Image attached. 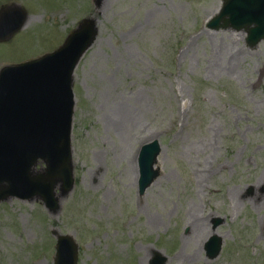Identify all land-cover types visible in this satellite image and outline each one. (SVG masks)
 Wrapping results in <instances>:
<instances>
[{"label": "rangeland", "instance_id": "obj_1", "mask_svg": "<svg viewBox=\"0 0 264 264\" xmlns=\"http://www.w3.org/2000/svg\"><path fill=\"white\" fill-rule=\"evenodd\" d=\"M223 0H0L28 19L0 66L59 47L83 18L98 35L75 69V187L49 211L0 202V264H54L60 235L78 264H264V40L206 27ZM207 21V22H206ZM159 171L139 192V152ZM42 166H37L40 171ZM224 239L210 260L213 220Z\"/></svg>", "mask_w": 264, "mask_h": 264}, {"label": "water", "instance_id": "obj_2", "mask_svg": "<svg viewBox=\"0 0 264 264\" xmlns=\"http://www.w3.org/2000/svg\"><path fill=\"white\" fill-rule=\"evenodd\" d=\"M0 12V34L19 31L26 21L15 23L9 12ZM94 18L83 20L56 51L35 60L5 67L0 73V201L40 198L49 211L59 208L61 196L75 185L72 129L75 110L73 74L84 53L98 35ZM209 28L244 29L251 48L264 39V0H223ZM6 39L1 36L0 40ZM161 153L158 140L143 146L139 155V190L143 194L157 177ZM45 163L40 171L36 166ZM214 220V230L223 223ZM57 235L55 264H78L79 245L71 234ZM223 238L214 234L205 245L207 257L221 253ZM151 264H167L168 257L155 251Z\"/></svg>", "mask_w": 264, "mask_h": 264}, {"label": "flooded vegetation", "instance_id": "obj_3", "mask_svg": "<svg viewBox=\"0 0 264 264\" xmlns=\"http://www.w3.org/2000/svg\"><path fill=\"white\" fill-rule=\"evenodd\" d=\"M4 6V4L0 5V10L1 8ZM0 44H2V42H0ZM0 69H1V66H0Z\"/></svg>", "mask_w": 264, "mask_h": 264}]
</instances>
